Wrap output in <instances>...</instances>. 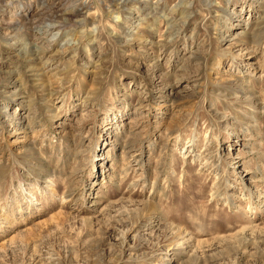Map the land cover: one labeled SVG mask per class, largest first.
I'll list each match as a JSON object with an SVG mask.
<instances>
[{
  "label": "rangeland",
  "instance_id": "obj_1",
  "mask_svg": "<svg viewBox=\"0 0 264 264\" xmlns=\"http://www.w3.org/2000/svg\"><path fill=\"white\" fill-rule=\"evenodd\" d=\"M45 1L0 0V264H264V0Z\"/></svg>",
  "mask_w": 264,
  "mask_h": 264
},
{
  "label": "bare ground",
  "instance_id": "obj_2",
  "mask_svg": "<svg viewBox=\"0 0 264 264\" xmlns=\"http://www.w3.org/2000/svg\"><path fill=\"white\" fill-rule=\"evenodd\" d=\"M70 1H71V0H70ZM121 1H122V0H121ZM40 2L42 3V5H44L46 1H45V0H40ZM79 2H80V0H76L72 5H73V6H77V5L79 4ZM85 3H86V2H85ZM120 3H121V2H120ZM120 3H119V4H120ZM51 28H53V25H52ZM51 28H50V29H51ZM48 30H49V27H48Z\"/></svg>",
  "mask_w": 264,
  "mask_h": 264
}]
</instances>
